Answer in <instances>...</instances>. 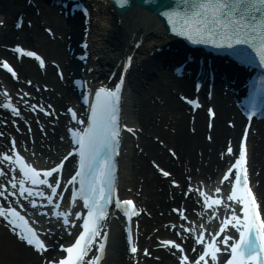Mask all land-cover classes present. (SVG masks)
Here are the masks:
<instances>
[{
    "label": "bare ground",
    "instance_id": "1",
    "mask_svg": "<svg viewBox=\"0 0 264 264\" xmlns=\"http://www.w3.org/2000/svg\"><path fill=\"white\" fill-rule=\"evenodd\" d=\"M86 1L91 16L87 22L89 28L84 31L88 35L83 37V25L78 24L80 15L77 18L73 16L71 20L69 16L72 13L65 15L55 2L50 5L46 0H33L31 6L27 0H0V56L10 52L5 48L6 45L20 42L24 47L37 49L46 61L45 69H40L30 60L17 59L13 64L20 81H7V84L3 78L0 79V99L6 93L7 86L15 89L14 91L23 87L25 92L21 100H18L15 92V95H9L14 102L18 101L22 108L27 109L22 112L24 119L21 118L17 123H11L14 118H7L8 126L0 127V133H4L0 136V143L4 140L3 144L8 145L9 141L7 143L5 139L10 135L16 139V146L23 143L30 146L28 150L32 147L37 153H49L47 162L56 158L57 154L54 155V152L57 147L61 150L67 143L65 134V140L62 136L60 138L67 121L65 116L55 114L59 108L74 104L76 95L71 88L69 75H78L88 87H94L96 83L106 81L113 72L115 80L122 62L132 55L131 66L125 70L127 75L121 110L123 123L133 127L138 139H133L129 132L123 136L122 152L118 161V188L120 196H136L139 205L144 206L150 213V217L142 216L137 221V225L142 226L143 235L135 242L141 249L148 247L149 252L155 256L146 258L138 250L134 255L130 253V248L123 239L125 237H122L116 225L119 223L110 221L106 262L137 264V261L142 260L140 264H182L183 253V256L189 258L187 264H197L194 259L196 252L193 250L195 243L190 234L184 232L190 226L185 223V219L195 221L196 228L200 222H204L203 225L209 228L212 224L210 220L214 218L213 213L217 216V212L210 209L199 214L200 207L195 202L193 192L196 190L199 194L200 189L206 192L212 190L223 196L221 189L225 186L224 166L234 151L233 148L229 153L226 148L235 140L242 117L235 108L234 97L228 94L227 88L222 90L223 85L220 82H224L222 78L234 79L237 70L232 68L231 73L227 74L226 69H220L221 65H215L213 69L218 71L215 82L219 83L213 85L211 96H205L208 89L203 83L201 91L197 92L201 108L187 110L188 107L179 102V95L188 98L196 95L194 85L190 87V80L186 78L189 74L187 71H192V66L196 64L191 67L184 64L183 74L175 76L172 67L178 65L179 61L182 62L178 54L183 50L171 46L174 39L166 37L162 22L155 14L136 6L128 11L115 13L110 11L111 6L105 0ZM16 17H22L20 28L11 26ZM27 22L28 26L25 25ZM45 26L51 29L50 35L43 32ZM76 51L81 56L87 54L85 69L82 71L81 61L74 60ZM205 56L202 53L200 57L206 58ZM50 61L59 64L58 71L63 77H58L56 68L49 64ZM21 81L27 82L28 86ZM28 99L40 104V108L47 110L48 114L29 108L24 102ZM204 107L206 110L213 108V118L209 119L208 115H204ZM2 110L0 106V117ZM38 124L41 125L40 130ZM257 127L256 133L252 135L250 132L249 135L253 144L249 150L248 167L250 166L252 180L255 181L254 190L264 212V120ZM156 165L169 175L165 176ZM7 179L3 175L0 177V191H9L11 194L12 189L5 190L3 187ZM173 180L178 183L173 184ZM18 198L19 195L12 196L8 201L14 204L19 201ZM226 207L227 210L222 209V212L227 214L234 208L232 205L231 208ZM173 208L177 209L175 214ZM184 208L182 214L181 209ZM229 217L231 219V215ZM34 219L49 237L50 231H44L47 230L45 222L37 217ZM69 229L73 231L70 227H64L59 229L61 232L56 231L54 236L49 239L47 237L51 245L47 255L54 253V240L60 241L59 236L61 240H65ZM228 230L227 227L222 234L229 235ZM165 240H175L181 244V249L165 245ZM42 258V255L15 241L0 226V264H43Z\"/></svg>",
    "mask_w": 264,
    "mask_h": 264
},
{
    "label": "snow or ice",
    "instance_id": "2",
    "mask_svg": "<svg viewBox=\"0 0 264 264\" xmlns=\"http://www.w3.org/2000/svg\"><path fill=\"white\" fill-rule=\"evenodd\" d=\"M117 2L124 4L127 3V0H117ZM186 7L187 11L181 16L182 27L179 32L180 35L193 39L200 37L201 34H206L210 38L208 40L210 43H216L219 40L229 46L247 45L256 50L260 59L264 61V0H192L190 4L186 0ZM163 15L169 18L170 23L172 22L171 17L173 13L171 11H166ZM21 23L22 17L16 26L20 27ZM184 29H187V31ZM16 50L19 52L24 51L19 45L16 46ZM239 51L240 54L244 53V49H240ZM27 54L32 57L37 56V53L34 51ZM131 59L132 57L130 56L127 58V63L124 65L125 68L128 67ZM41 62L43 63V61ZM3 66L12 71L6 60ZM13 75H15V72H13ZM123 82L124 77L122 75L120 82L115 84L114 89L101 86L97 91V104L93 107V115L90 117L89 126L85 128L83 135L78 133L81 170L77 174L70 176L68 184H74L77 181V177H80V188L73 190L71 195L73 198L77 195L83 198L84 207L88 209L87 216L85 217L80 212H75V216L80 217L83 221L82 230L79 231V235L75 237L74 242L59 244V248L63 252L52 258L45 257V264H93V261L101 259L100 253L105 248V243L102 240L107 235L106 233L102 234L100 231V228L103 226V217L106 215L105 205L102 201H112L111 165L108 153L110 148L113 152L115 151V146L120 136V125L117 122L115 105ZM193 103L195 102L193 101ZM6 107H11V105H7ZM69 112H72V110L69 109ZM209 112L212 113L211 108H209ZM75 118L76 113L72 112V119ZM80 123L83 124L84 121H80ZM124 127L129 132L134 131L133 128L127 125H124ZM3 135L4 133H0V136ZM15 143V139L13 138V150L15 149ZM76 151V148H72V151L68 152L63 160L56 163L54 167L39 170L25 163L23 156L19 152H16V162L19 163L22 176L7 179L9 174L3 168H0V175H3L7 179V183L3 185L4 189L7 190L8 185H11L13 189L11 191L12 196H22L24 200H29L34 209L39 208L41 212H50L49 209H43L40 206L45 203H56V198L63 197L62 192H57V188L60 187L58 174L63 167L64 161ZM227 151L231 153L232 148L229 147ZM4 156L7 161H13L12 155L5 153ZM101 156L105 157L103 164L100 162ZM245 163L246 146L242 144L239 149V157L233 165L239 171L233 172L232 168H229L228 174L234 175L238 184H243L242 188L233 189L229 199L235 197L236 202L243 205L240 211L244 215L241 217L236 214L235 210H232L231 219L225 217L220 224V231L215 233V236H219L220 232L224 231L229 224L235 222V227L240 231V240L229 245L230 237L228 235H225L221 241H216L213 237L212 242L205 245L203 253L196 258L197 264L199 261H203V264H208V260L205 257H208L209 254L213 262L217 261V254L221 251H230L231 253L224 264H246L248 260H257L256 254L261 251L262 246L261 243H258L257 238L261 242H264V219H261L260 213L257 210L255 195L252 193L251 188L244 183L247 179L246 168L244 167ZM12 167L13 171H15L14 164ZM156 167L159 168V165H156ZM159 170L165 176L169 175L163 168H159ZM41 173H43L44 177H51V182L48 179L41 178ZM53 173H57V175H53ZM25 181H29L33 185H46L49 191L25 188ZM172 183L177 184L178 182L173 180ZM17 187L19 188V193L14 190ZM217 191H220V189H217ZM33 192L36 196L45 197V199L42 201L30 199ZM25 193L28 194L25 195ZM237 193H240V195L237 196ZM4 196L5 191H0V197ZM215 202L217 204L221 203L220 199H216ZM122 204L124 206L132 205L133 201H121L117 197L115 199L116 207L120 208ZM19 206L22 208L23 204ZM229 207L231 208V205ZM56 215L63 217L64 224H77L75 220L70 221L67 212L56 213ZM0 217H3L11 225L12 232L17 234V238L20 241L31 246L38 253L42 254L51 247L44 239H41L37 228L28 226L25 216L21 215L15 207L6 208L4 205H0ZM18 221H22L24 226H21ZM242 221L244 222L243 224ZM245 232L250 233V235L245 236ZM197 240L198 242H203L202 233ZM221 243L227 245V247H219ZM164 244L173 245L176 249H181V244L175 240H165ZM129 245L130 251L136 253L137 248L131 244V236L129 237ZM92 248H95L96 251L89 256L88 254ZM144 251L147 252L148 250L145 249ZM188 259V256H182V264L188 261ZM258 264H264V255L259 257Z\"/></svg>",
    "mask_w": 264,
    "mask_h": 264
},
{
    "label": "rangeland",
    "instance_id": "3",
    "mask_svg": "<svg viewBox=\"0 0 264 264\" xmlns=\"http://www.w3.org/2000/svg\"><path fill=\"white\" fill-rule=\"evenodd\" d=\"M8 43H11L10 41Z\"/></svg>",
    "mask_w": 264,
    "mask_h": 264
}]
</instances>
